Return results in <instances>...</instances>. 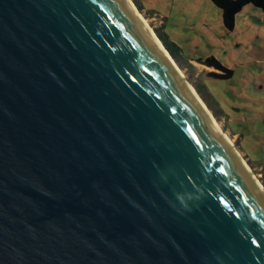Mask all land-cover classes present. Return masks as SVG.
Masks as SVG:
<instances>
[{"label": "water", "instance_id": "1", "mask_svg": "<svg viewBox=\"0 0 264 264\" xmlns=\"http://www.w3.org/2000/svg\"><path fill=\"white\" fill-rule=\"evenodd\" d=\"M0 264H264V192L126 0H0Z\"/></svg>", "mask_w": 264, "mask_h": 264}, {"label": "rangeland", "instance_id": "2", "mask_svg": "<svg viewBox=\"0 0 264 264\" xmlns=\"http://www.w3.org/2000/svg\"><path fill=\"white\" fill-rule=\"evenodd\" d=\"M132 2L151 29L164 31L180 50L182 67L177 65L186 81L194 89L201 87L217 117L208 108L264 187V14L247 5L236 15L234 29L227 31L221 11L209 0ZM209 57L232 70V77L209 75L216 73L203 64Z\"/></svg>", "mask_w": 264, "mask_h": 264}, {"label": "trees", "instance_id": "3", "mask_svg": "<svg viewBox=\"0 0 264 264\" xmlns=\"http://www.w3.org/2000/svg\"><path fill=\"white\" fill-rule=\"evenodd\" d=\"M216 8L221 11L222 25L224 29L227 31H232L234 29L235 17L241 10L247 6L251 5L264 14V0H209ZM139 5V3H138ZM140 7V5H139ZM141 9V7H140ZM159 39L163 42L164 46L171 54V56L175 59L178 65L181 66L180 59L178 56V51L172 43L169 42L167 35L164 31H160L158 29L155 30ZM203 64L209 68H212L216 71L209 73L212 77L218 80H227L232 77L233 71L223 66L219 61H217L214 57H209L203 61ZM195 89L199 93V95L203 98L207 106L213 111L214 115L217 117L216 113L213 110L211 103L208 102L206 98H204L201 87L195 85Z\"/></svg>", "mask_w": 264, "mask_h": 264}, {"label": "bare ground", "instance_id": "4", "mask_svg": "<svg viewBox=\"0 0 264 264\" xmlns=\"http://www.w3.org/2000/svg\"><path fill=\"white\" fill-rule=\"evenodd\" d=\"M132 11L135 13V15L138 17V19L142 22L143 26L147 29L148 33L150 34V36L152 37V39L154 40V42L156 43V45L158 46V48L160 49V51L162 52V54L164 55V57L169 61V63H171V65L174 66V68L176 69L178 75L180 76V78L186 82V84L188 85V88L190 90V92L192 93V95L195 97L196 101L199 103L200 107L205 111L207 117L211 120L214 128L221 134H223L224 138L226 139L227 143L229 144L230 148L232 149V151L234 152L235 156L237 157V159L239 160L240 164H242L244 166V168L250 173L252 174L253 178L256 181V185L257 187L264 192V187L262 186V184L257 180V178L254 176V174L252 173V170L250 169L247 161L245 160L244 156L242 155L241 151L238 149V147L235 145V142L233 140V138H231L229 136L228 133L224 132V130L222 129L221 124L216 120L215 116L213 115V113L211 112V110L208 108V106L205 104V102L202 100V98L198 95V93L196 92V90L193 88V86L191 84H189L186 81L185 75L182 72V70L179 68V66L177 65V63L174 61V59L171 57V55L168 53L167 49L165 48V46L163 45V43L160 41V39L158 38V36L156 35V33L151 29V27L149 26V22L146 20V18L143 17V15L137 10L136 6L133 4L132 0H126Z\"/></svg>", "mask_w": 264, "mask_h": 264}]
</instances>
